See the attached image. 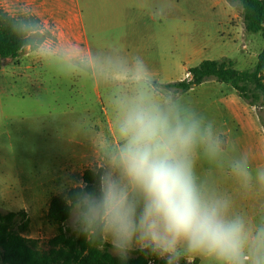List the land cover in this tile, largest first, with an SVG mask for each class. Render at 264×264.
<instances>
[{
    "label": "rangeland",
    "instance_id": "374dc122",
    "mask_svg": "<svg viewBox=\"0 0 264 264\" xmlns=\"http://www.w3.org/2000/svg\"><path fill=\"white\" fill-rule=\"evenodd\" d=\"M131 30V58L148 62L146 84L125 78L126 56L95 67L54 58L52 38L14 60L31 57L43 84L17 101L5 91L18 90L11 77L21 69L8 63L6 80L0 75V211H25V235L45 246L59 233L48 220L51 199L100 167L112 245L139 249L154 234L190 263L264 264V155L246 159L251 142L221 104V92L235 90L215 80L185 94L167 88L207 60L253 69L264 39L246 32L240 6L226 0H158V43L151 31ZM255 112L264 129V100ZM229 130L228 144L220 141ZM257 138L264 152L260 131ZM47 169L51 182L42 183ZM81 215L74 210L66 227L76 231Z\"/></svg>",
    "mask_w": 264,
    "mask_h": 264
},
{
    "label": "trees",
    "instance_id": "16d2710c",
    "mask_svg": "<svg viewBox=\"0 0 264 264\" xmlns=\"http://www.w3.org/2000/svg\"><path fill=\"white\" fill-rule=\"evenodd\" d=\"M240 6V16L247 33L260 34L264 39V0H226ZM39 21L31 16L13 18L0 8V69L2 61L16 60L26 48L35 52L52 36L41 32ZM189 77L167 85L185 94L202 84L215 80L236 90L240 98L256 108L264 100V49L257 64L250 70H239L235 63L207 60L189 69ZM105 171L100 167L86 169L82 185L66 195L51 199L48 220L59 226V233L44 246L25 235L29 228L25 211H0V264H199L186 257L171 254L155 244L128 250L106 241L104 232L108 215L104 188ZM82 215L75 231L66 227L74 210ZM113 251L117 252L116 254Z\"/></svg>",
    "mask_w": 264,
    "mask_h": 264
},
{
    "label": "crops",
    "instance_id": "0c3cea01",
    "mask_svg": "<svg viewBox=\"0 0 264 264\" xmlns=\"http://www.w3.org/2000/svg\"><path fill=\"white\" fill-rule=\"evenodd\" d=\"M4 1L8 3L9 10L4 7L0 8L11 17H34L39 21L40 31L51 34L52 37L44 45H51L52 41L50 40L57 38V55H54V58H59L62 55L64 60L68 58L81 65L88 63L91 67H95L94 65L105 64L104 62L112 61L114 63L118 61L119 63H123L122 57L126 56L129 61L125 63L128 66L123 70L125 78H135L137 82H145V84L150 80L147 78L149 76L148 72H145V68H141L142 64L148 63L147 60L143 58L141 60L140 56L131 58V29L137 27L139 29L144 28V30H140L144 35L148 31L153 32V39L158 43V0ZM27 50L31 51L30 48H26L23 53ZM20 58L21 56L16 60ZM47 60L52 59L49 58ZM5 63H7L6 66ZM8 63L15 68L19 67L21 69L20 74L11 77L13 84L18 90L5 91L12 98L15 97L14 100H25V98L31 95L30 91L35 90L36 86H39L40 89L43 87V84L39 83L42 78L40 80L34 78V73L32 72H34L36 67H34L35 63L31 57L22 58L20 63H14L13 59L3 60L0 69L2 80H6L5 69L8 67ZM2 89L3 87L0 88V90ZM221 95V104L229 112L232 121L236 123L234 124L236 133L243 139L251 142L252 152L246 155V159L256 160L258 157L264 155V152L260 151L259 140L257 138L259 131L264 136V129L255 112L256 108L244 102L236 90L235 92L225 90L221 92ZM231 133L232 131L230 130L229 132H224L220 137V141L222 137H225L228 144ZM262 147L264 148V141L262 142ZM240 159L243 160L242 158ZM237 160L236 158L234 166L237 165ZM225 165L231 166L232 162L230 161V163ZM48 169L44 173L45 175L43 174L42 176L44 178L42 183L44 181L51 182ZM56 176L59 175L56 174ZM67 177L64 176L63 178L66 179ZM35 181H38V179L33 180L32 184H35ZM21 189L24 190L23 187ZM150 238L152 242L142 248L155 244L158 248L171 254H177L174 247H170L165 241L157 238L154 234ZM177 255L186 257L180 253ZM199 264H201V260Z\"/></svg>",
    "mask_w": 264,
    "mask_h": 264
},
{
    "label": "built area",
    "instance_id": "2783aa9c",
    "mask_svg": "<svg viewBox=\"0 0 264 264\" xmlns=\"http://www.w3.org/2000/svg\"><path fill=\"white\" fill-rule=\"evenodd\" d=\"M189 77V75H187Z\"/></svg>",
    "mask_w": 264,
    "mask_h": 264
}]
</instances>
